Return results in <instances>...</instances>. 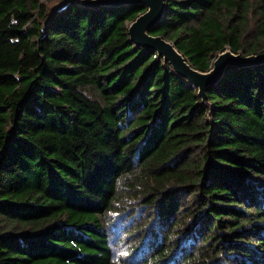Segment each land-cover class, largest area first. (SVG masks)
Returning <instances> with one entry per match:
<instances>
[{"label":"trees","instance_id":"1","mask_svg":"<svg viewBox=\"0 0 264 264\" xmlns=\"http://www.w3.org/2000/svg\"><path fill=\"white\" fill-rule=\"evenodd\" d=\"M143 11L0 0V264H264V63L202 101L129 41ZM149 33L206 72L264 51V0H165Z\"/></svg>","mask_w":264,"mask_h":264},{"label":"water","instance_id":"2","mask_svg":"<svg viewBox=\"0 0 264 264\" xmlns=\"http://www.w3.org/2000/svg\"><path fill=\"white\" fill-rule=\"evenodd\" d=\"M73 2L92 9L124 5H142L145 7V11L128 25L129 41L145 50L155 51L157 56L168 63L179 76L197 88L202 101L206 99L207 88L221 79L227 67H244L264 63V51L257 54L242 55L225 49L215 57L208 71L201 72L194 69L172 42L160 35L149 33V30L162 18L165 0H65L57 5L49 16H52L66 4Z\"/></svg>","mask_w":264,"mask_h":264},{"label":"rangeland","instance_id":"3","mask_svg":"<svg viewBox=\"0 0 264 264\" xmlns=\"http://www.w3.org/2000/svg\"><path fill=\"white\" fill-rule=\"evenodd\" d=\"M46 7H47V10L49 11V14L51 13V11H53L55 9V7H57V5H59L60 3L64 2L65 0H42ZM122 201V200H121ZM124 202V200H123ZM122 206H117V209L118 210H121ZM123 208V207H122ZM124 209V208H123ZM122 209V210H123ZM130 210H127L125 213H129ZM138 216V215H136ZM138 219H139V216H138ZM119 237L122 238L121 242L119 243V245H114V243L116 242L114 239V237H118V235H114V237H110V246H111V249H112V257L115 261H118V260H125V259H128L131 260V250L129 249L128 247V243H126V240H124V237H126L125 235H121L122 234V230L119 229ZM115 241V242H113Z\"/></svg>","mask_w":264,"mask_h":264}]
</instances>
